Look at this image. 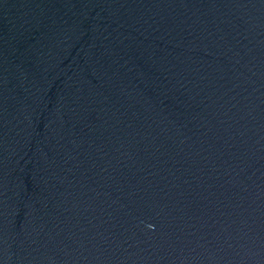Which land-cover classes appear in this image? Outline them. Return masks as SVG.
I'll use <instances>...</instances> for the list:
<instances>
[{
  "label": "water",
  "instance_id": "95a60500",
  "mask_svg": "<svg viewBox=\"0 0 264 264\" xmlns=\"http://www.w3.org/2000/svg\"><path fill=\"white\" fill-rule=\"evenodd\" d=\"M0 264H264V0H0Z\"/></svg>",
  "mask_w": 264,
  "mask_h": 264
}]
</instances>
